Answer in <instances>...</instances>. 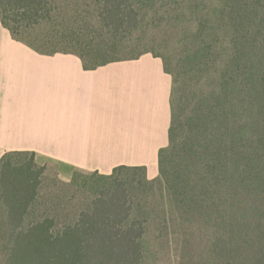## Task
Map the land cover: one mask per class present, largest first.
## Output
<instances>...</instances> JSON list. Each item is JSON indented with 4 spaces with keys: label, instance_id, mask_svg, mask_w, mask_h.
Returning a JSON list of instances; mask_svg holds the SVG:
<instances>
[{
    "label": "trees",
    "instance_id": "trees-1",
    "mask_svg": "<svg viewBox=\"0 0 264 264\" xmlns=\"http://www.w3.org/2000/svg\"><path fill=\"white\" fill-rule=\"evenodd\" d=\"M94 1L95 22L74 42L64 27L54 29L67 17L56 0H0V23L42 55L70 46L62 54L79 56L85 69L148 53L118 58L124 48L138 49L128 38L149 0ZM223 12L231 54L216 87L198 97L179 95L177 74L163 64L174 87L156 179L149 180L143 166L94 173L99 181L85 190L88 202L44 200L41 217L27 219L43 167L32 152L2 155L0 264H143L150 228L166 234L177 224L202 230L218 264H264V0H225ZM203 50L193 53L190 68L206 64Z\"/></svg>",
    "mask_w": 264,
    "mask_h": 264
},
{
    "label": "crops",
    "instance_id": "crops-1",
    "mask_svg": "<svg viewBox=\"0 0 264 264\" xmlns=\"http://www.w3.org/2000/svg\"><path fill=\"white\" fill-rule=\"evenodd\" d=\"M172 88L158 57L85 69L77 55L37 53L0 23V158L27 151L103 175L143 166L151 178L168 145Z\"/></svg>",
    "mask_w": 264,
    "mask_h": 264
},
{
    "label": "rangeland",
    "instance_id": "rangeland-1",
    "mask_svg": "<svg viewBox=\"0 0 264 264\" xmlns=\"http://www.w3.org/2000/svg\"><path fill=\"white\" fill-rule=\"evenodd\" d=\"M56 3L60 4L67 17L63 20V26L55 24L54 29L64 27L65 33L70 34L69 39L71 36L74 39L73 42L80 37V30L86 32L88 22H95L97 4L94 0H56ZM224 4L225 0H149L141 10L140 27L128 38L133 44L136 43L138 49L134 52L124 48L118 58L126 59L144 52L158 56L167 70L177 74L175 90L179 89V95L191 96L194 92L196 97L201 96L216 87L231 54L232 31L223 12ZM61 21L59 18L57 23ZM67 47L70 46L61 44L56 50L63 53L68 51ZM200 47L205 49L201 53V60L206 64L190 68L193 53ZM176 98L177 91L174 100ZM188 111L184 110L182 115ZM36 163L43 167V174L38 198L27 219L41 217V201L44 200H61L69 205L88 202L90 195L85 190L99 181L94 172L75 170L44 158L36 159ZM157 177L158 173L148 179ZM49 209L52 211L51 207ZM182 231L187 235H182ZM208 241V237L197 227L182 229L177 224L176 227L169 226L168 233L159 234L153 225L145 238L143 264H218ZM3 253L0 241V260Z\"/></svg>",
    "mask_w": 264,
    "mask_h": 264
}]
</instances>
